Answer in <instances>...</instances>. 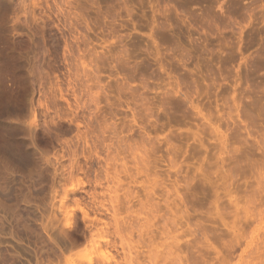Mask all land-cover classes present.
<instances>
[{
    "label": "rangeland",
    "instance_id": "obj_1",
    "mask_svg": "<svg viewBox=\"0 0 264 264\" xmlns=\"http://www.w3.org/2000/svg\"><path fill=\"white\" fill-rule=\"evenodd\" d=\"M1 248L264 264V0H0Z\"/></svg>",
    "mask_w": 264,
    "mask_h": 264
},
{
    "label": "bare ground",
    "instance_id": "obj_2",
    "mask_svg": "<svg viewBox=\"0 0 264 264\" xmlns=\"http://www.w3.org/2000/svg\"><path fill=\"white\" fill-rule=\"evenodd\" d=\"M139 159H141V158H139ZM140 161H142V160H140ZM140 163V162H139ZM139 163H138V165H139ZM141 165V164H140ZM144 165V164H143ZM143 167V166H142ZM144 168V167H143ZM143 168H142V170H143ZM146 169V168H145ZM145 170H143V172H144ZM144 174H146V173H144ZM146 176V175H145ZM149 176V175H148ZM149 178V177H148ZM149 180V179H148ZM149 182H151V181H149ZM150 185H151V183H149ZM154 184V183H153ZM154 186V185H153ZM152 186V187H153ZM147 189V188H146ZM145 189V190H146ZM152 190L154 189V188H151ZM148 190H150L149 188H148ZM148 193V192H147ZM152 194V193H151ZM154 194V193H153ZM146 196H149V195H146ZM152 196V195H151ZM31 208V207H30ZM5 209V208H4ZM33 209V208H32ZM24 211V210H23ZM26 212V211H25ZM34 222V221H33ZM17 224H18V222H16ZM23 223V222H22ZM101 224V222L99 221V220H89V221H87V223H86V226H85V229H86V232H88L87 233V235H89V237H90V233L92 232V230L94 229V227L95 226H98V225H100ZM34 226H35V228L36 229H42V228H40L41 226L40 225H37V224H34ZM33 226V227H34ZM17 227V226H16ZM38 230V231H39ZM37 231V232H38ZM20 233V232H19ZM22 233V232H21ZM47 234V233H46ZM46 234H44L43 233V231H41L40 233H38L37 234V237H36V240H37V244H39V248H48L47 246H49V247H51V249H50V251H51V254H54L56 251L55 250H57L55 247H53L52 248V245H50V242H49V237H47V235ZM35 239V238H34ZM91 242H92V245H94V248L97 250H99V248H101V241L98 239V241H94L93 239H91L90 240ZM10 246V245H9ZM37 248V247H36ZM35 248V249H36ZM39 248H38V251H39ZM2 249V253L0 254V264H17V259L15 258V256L14 255H12V254H10L9 253V251L6 249V248H1ZM49 249V248H48ZM46 250V249H45ZM95 250V251H96ZM97 250V251H98ZM37 251V249H36V252H35V256H37L36 257V260H37V262L35 263V264H40L41 263V260L42 259H40V257L41 256H43V254H41V256L40 255H36V254H39V252ZM49 251V250H48ZM58 251V250H57ZM1 252V251H0ZM46 255H48V257H49V254H46ZM54 256H55V254H54ZM57 256H58V254H57ZM47 257V258H48ZM51 257V256H50ZM41 258H43V257H41ZM97 257H93V259H94V261H95V259H96ZM45 259V258H44ZM98 259V258H97ZM48 261L49 262H52L53 260H51L50 261V259H48ZM48 261H44V262H46L45 264H50ZM96 261H98V260H96ZM48 262V263H47ZM53 263V262H52ZM51 263V264H52ZM90 264V263H93V260H92V258H89L88 260H86V262H85V264ZM94 263H96V262H94ZM100 263V261H98L96 264H99ZM41 264H43V261H42V263ZM80 264H84V263H80Z\"/></svg>",
    "mask_w": 264,
    "mask_h": 264
}]
</instances>
